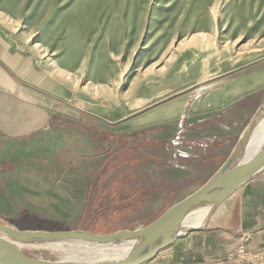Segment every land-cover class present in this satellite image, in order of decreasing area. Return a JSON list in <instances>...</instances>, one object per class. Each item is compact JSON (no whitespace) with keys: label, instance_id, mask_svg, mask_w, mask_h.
<instances>
[{"label":"rangeland","instance_id":"obj_1","mask_svg":"<svg viewBox=\"0 0 264 264\" xmlns=\"http://www.w3.org/2000/svg\"><path fill=\"white\" fill-rule=\"evenodd\" d=\"M0 25L14 33L35 35L32 40L28 38L30 42H37L40 35H73L74 62L79 58L78 64L83 61V70L74 71L75 95L83 97L87 106L120 114L127 113L126 103L136 92L142 96L150 91L147 83L168 70L180 68L188 72L200 66L206 73L204 78H208L215 71H228L257 61V69L264 71V0H0ZM79 35H87L85 51L77 46ZM35 45L40 48L39 54L45 56L43 61L59 56L55 55L59 54V47L54 53L52 48L44 52L41 44ZM179 49H186V53L198 50L199 54L177 56ZM257 69H250V73ZM240 74L234 71L227 79ZM81 85H85L83 90ZM263 93L264 89L252 105L235 104L216 119L170 122L168 135L156 143L145 140V133L137 135V148L131 149L134 151L131 155L137 156L138 164L146 161L148 167L139 168L150 171L141 178L138 164L133 168L106 165L105 169L90 174L92 181L88 184L49 185L52 189L56 187L55 197L54 190L49 188L47 194L54 199L39 205L36 209L39 212L25 210L20 202L8 199L14 205L9 204V210H0V223L20 230L84 228L95 233L140 226L143 220L156 217L201 184L200 169L208 167L196 168L187 160L221 147L225 149L222 158L225 160ZM100 152L99 157L113 153L110 148ZM65 154L60 153L59 159ZM122 160L127 163V159ZM66 163L72 167L60 169L62 173L56 167L49 168V175L86 176L80 160ZM180 164H188L190 170L176 168ZM139 179L145 181L144 188L136 185ZM159 184L169 189L167 198L154 196ZM130 187L133 196L129 200L121 198ZM7 198L5 194L4 201ZM20 200L23 203L24 199ZM73 201L76 205L72 213H67L68 208H60ZM64 244V250L24 246L23 251L48 260L79 257L83 253L70 247H74L73 242Z\"/></svg>","mask_w":264,"mask_h":264},{"label":"crops","instance_id":"obj_2","mask_svg":"<svg viewBox=\"0 0 264 264\" xmlns=\"http://www.w3.org/2000/svg\"><path fill=\"white\" fill-rule=\"evenodd\" d=\"M2 26L0 25V210H9V204L14 205L8 201L10 199L20 202L21 206L23 204L25 210L39 212L36 210L38 206H44L52 198V195L47 194L49 185L88 184L92 181L90 174L105 169L106 165L116 168H133L139 165L138 169H145L148 167L146 161L142 165L138 164L137 156L131 155L134 152L131 149L137 148V135L145 133V140L156 143L168 135L170 128L167 126L170 122L182 119L190 122L216 119L218 114L226 113L235 104L252 105V101L257 100V94L264 89V71L257 69V61L228 71H215L208 78H204L206 73H203L200 66H194V70L188 72L177 68L153 78V81L147 83L150 84V91L142 96L136 92L135 97L126 103L129 106L127 113L101 110L87 106L83 97L75 95L74 71L83 70V61L78 64L79 58L74 62L73 35H40L37 42H30L35 35L14 33L9 27ZM56 26L57 24L55 28ZM79 36L77 46L80 51H85L87 35ZM29 37L31 40H28ZM37 43L42 45L44 52L52 48L57 53L59 47V54H55L59 56L43 61L45 56L39 54L40 48L35 45ZM191 51L193 52L186 53V49L180 50L177 56L195 57L199 54L198 50ZM250 69L257 70L250 73ZM234 71L241 74L228 80L227 77L233 75L230 73ZM200 82L203 83L199 85ZM83 88L85 85H81L82 90ZM166 127L168 129H164ZM105 148H110L113 153L99 157L100 151ZM221 148H212L204 156H195L193 162L185 161L194 164L196 168L208 167V170L200 169V185L223 162L225 149ZM60 153H66V157L59 159ZM122 157L127 159V163ZM74 159L82 162L86 176L49 175V168L56 167L60 171L64 167H72L66 161ZM188 164L187 168L183 164L176 168L190 170ZM143 169L139 172V178L150 172ZM100 174L103 173L99 172ZM137 184L139 188L146 185L142 179ZM37 186L43 187L36 188ZM156 188L155 197H168L167 186L159 184ZM50 189L54 190L55 197L56 187ZM58 190L62 191L60 187ZM132 191L130 187L121 198L129 200L133 196ZM20 192L22 196L19 195ZM5 194L8 196L6 201L3 199ZM20 198L24 199L23 203ZM75 205L73 201L64 203L60 208H68L67 213H72ZM152 219L153 216L142 223ZM132 228L133 226H124L117 229ZM64 229L69 228L60 230ZM239 246L250 251L264 248V173L247 182L227 199L213 214L206 229L175 240L144 264H236L228 260L227 255Z\"/></svg>","mask_w":264,"mask_h":264},{"label":"water","instance_id":"obj_3","mask_svg":"<svg viewBox=\"0 0 264 264\" xmlns=\"http://www.w3.org/2000/svg\"><path fill=\"white\" fill-rule=\"evenodd\" d=\"M203 82L198 83L199 85ZM264 120V94L232 150L214 173L196 190L174 202L149 222L109 233L87 230H20L0 223V264H144L175 240L206 229L213 214L247 182L264 173V139L256 152L244 158L256 126ZM202 214L197 224L189 218ZM85 242L111 249L106 257L48 260L32 257L24 246Z\"/></svg>","mask_w":264,"mask_h":264},{"label":"bare ground","instance_id":"obj_4","mask_svg":"<svg viewBox=\"0 0 264 264\" xmlns=\"http://www.w3.org/2000/svg\"><path fill=\"white\" fill-rule=\"evenodd\" d=\"M263 139H264V120L261 121L254 129L250 137V140L246 146L244 158H248L251 155H253L256 152V150L259 148ZM201 215L202 214L199 213V214H195L192 217H190L189 218L190 223L197 224L201 219ZM73 243L75 244L74 247L70 246L72 249L83 250V253L80 254L79 256L81 258L106 257L112 251L111 249L110 250L104 249V250L97 251L99 250V248H94L93 246L85 242H73ZM64 245H65L64 243H47V244H41V245L29 246V247L41 248V249L48 248L52 250H61V249L64 250ZM72 258H75V257H72Z\"/></svg>","mask_w":264,"mask_h":264},{"label":"built area","instance_id":"obj_5","mask_svg":"<svg viewBox=\"0 0 264 264\" xmlns=\"http://www.w3.org/2000/svg\"><path fill=\"white\" fill-rule=\"evenodd\" d=\"M227 259L236 264H264V248L258 251H250L238 247L227 255Z\"/></svg>","mask_w":264,"mask_h":264}]
</instances>
